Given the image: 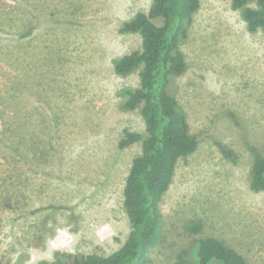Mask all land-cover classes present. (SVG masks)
<instances>
[{
    "label": "rangeland",
    "instance_id": "374dc122",
    "mask_svg": "<svg viewBox=\"0 0 264 264\" xmlns=\"http://www.w3.org/2000/svg\"><path fill=\"white\" fill-rule=\"evenodd\" d=\"M152 1L0 0V264L108 256L126 241L124 188L142 148L119 144L145 124L119 107L139 77L116 75L113 59L141 48L119 29ZM181 49L188 69L172 91L199 147L177 166L149 264H193L206 236L264 264V192L250 188L264 156V34L231 0H201Z\"/></svg>",
    "mask_w": 264,
    "mask_h": 264
},
{
    "label": "trees",
    "instance_id": "16d2710c",
    "mask_svg": "<svg viewBox=\"0 0 264 264\" xmlns=\"http://www.w3.org/2000/svg\"><path fill=\"white\" fill-rule=\"evenodd\" d=\"M201 0H153L148 13L139 12L125 21L121 34H138L139 50L113 59L116 75L126 78L137 74L139 86L120 91L121 110H139L145 132L127 131L120 149L141 143L142 152L135 157L124 188V208L131 231L123 245L108 256L56 253L54 262L39 264H149L151 250L164 240L163 199L173 184L181 160L193 155L199 142L192 135L185 111L173 87L175 80L188 69L181 49L189 35ZM240 11L249 32L264 34V0H231ZM225 156L236 161L232 150ZM250 188L264 192V156L256 155ZM202 222L190 220L186 230L198 235ZM193 264H248L245 256L223 240L206 236L194 240ZM187 251H182L186 254ZM197 257V258H196Z\"/></svg>",
    "mask_w": 264,
    "mask_h": 264
}]
</instances>
